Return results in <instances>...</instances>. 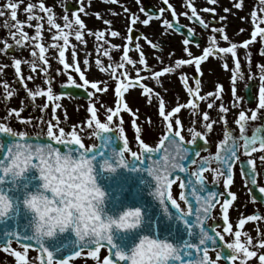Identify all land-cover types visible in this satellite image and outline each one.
<instances>
[{
    "label": "snow or ice",
    "instance_id": "snow-or-ice-1",
    "mask_svg": "<svg viewBox=\"0 0 264 264\" xmlns=\"http://www.w3.org/2000/svg\"><path fill=\"white\" fill-rule=\"evenodd\" d=\"M211 3H215L216 0H210ZM22 0H8L0 9V17L6 15V12L10 14L12 20L15 21L14 24H5V27L9 29H16V31H10L9 35L13 39V43L10 44L7 41L4 42V47L0 51H14L16 47L26 48L27 45L25 41H34L32 45L31 56L33 59L28 61L30 63L32 71L35 72L38 66L37 61L41 62L44 67L41 71L45 74L48 73L49 60L46 58L45 53L48 48L58 49V60L59 63L63 65V69L67 72L69 69H74L76 73L79 74V78L82 83L77 84V81L72 77L71 74L67 76V86H75L82 89H87L90 85L91 89L96 92L106 91V85L104 88L98 86V82H90L85 78V72L81 70L80 65L76 62V46L71 45L72 48V58L73 63L66 62L65 52L70 46V35L74 34L75 40L81 44H85L83 29L85 27L84 21L80 18L75 11L72 14V19H69L67 12L63 16L64 24L57 23L54 19L53 9L51 7H45L44 3L41 2L37 5L28 3L27 7L24 8V12L28 13V22L35 19L37 21L35 25V34L29 37L28 33L24 31V24L17 19V9ZM169 8H172L171 4H168V0H164ZM259 11L262 15L258 16L257 11L254 9L251 12V18L254 24V30L251 33V41L245 40L243 46L247 47L251 42L257 40L259 36L261 41H264V0H259ZM237 9L242 7L240 2L234 5ZM187 7L191 9L192 15L189 19H197L201 24H205L204 20L198 16L197 9L188 0ZM34 9L42 10L47 14V23L51 29H55L56 33L52 36L53 41L62 40L63 43H53L46 47L42 42V24L40 21L43 19L38 15ZM79 11L84 12V7L79 6ZM141 11L145 10L141 8ZM164 9H160L159 12L162 14ZM205 11L215 12L214 8H206ZM227 11V9H225ZM99 17V13L96 14ZM173 17L177 14L173 10ZM186 15V13H185ZM154 17L148 15L146 19L142 21L144 25H148L149 22ZM157 19L159 16L156 17ZM139 17L133 15L131 22L134 24ZM221 20L224 17L220 18ZM178 20V17H177ZM109 24V21H105ZM162 25L165 26V32L168 29L175 28L177 31L180 29L172 21L164 19ZM29 27L32 25L29 23ZM129 32L132 31L131 27L128 29ZM213 32L222 33V39L227 41L228 37L223 34V28L212 30ZM243 31V30H241ZM89 35H95L97 41H101L104 38V31H97L92 33L89 30ZM112 37L120 35L117 31H110ZM19 36V38H17ZM194 38V31L189 29V35L182 42L186 46L184 48L185 53L188 56H192L187 45ZM133 37L129 35L127 37L128 41H132ZM211 45L203 49V54L193 57L192 59H178L175 61V66L190 65L195 64L197 73L200 74L201 62L206 60L209 55H215L216 52L220 54H231L233 58L236 57L237 44L231 43L228 47H216L215 36L210 38ZM152 48H157L158 45L153 43L151 40L147 41ZM108 43V41H104ZM197 46H198V42ZM102 45H97L96 51L99 54ZM118 45L110 44V49L118 48ZM135 48L139 50L141 48L139 43L135 44ZM38 49V52H37ZM261 54H264V47L261 49ZM104 57H108L111 60L110 52L105 49L102 53ZM223 58V57H221ZM84 65L87 67L89 64L88 58L85 57L83 61ZM125 63L131 66H135V61L129 57L128 45L125 44L123 54L121 57V62L115 67L119 69H124ZM139 63L144 65L145 69H148V65L145 59L143 51L139 52ZM13 64L15 67V72L17 75L21 71V60L14 59ZM97 65H101L99 59L96 60ZM223 68L227 70L229 65L225 62ZM111 69L113 77L118 81L115 86V95L117 96V106L113 110L108 109L110 113L107 115V122H101L97 116V109L94 105H90L88 112L91 114V118L87 120V126L91 128L93 124L95 125L96 131L93 133L99 143L86 146L78 134L75 126H73L71 131L66 132L64 127H59L60 121L56 117V109L60 108V104L56 103L60 99V96L53 94V88L51 86V81L46 80L48 83L47 89L37 88L35 91H28L29 97L34 102L36 97L45 96L47 101L53 102L52 112L53 119L56 123L53 124L51 120L46 122V131L41 129L35 135H29L27 132L20 131L16 132L13 128L7 126L4 123H0V133H8L14 136L16 139L13 143L7 146V150L4 153V158L0 159V171L4 175H0V182H3L7 174L12 173L14 177L21 176L25 170L30 167H35L40 169L41 177L47 182L54 179L45 173V160L44 154L55 153L58 157L63 156L65 158L71 159L74 156L72 153L75 152L78 159L74 162L75 166L71 169V175L63 177L72 183L75 188L81 181H91L95 183V177L93 175L92 163L95 160L96 155L102 153L103 150L110 148L113 135L117 136L122 141V147L117 151L112 148V155L116 158L117 163L109 162L108 159L103 161L105 168L115 171L119 166H127L129 161H133L136 167L141 171H146L154 180L153 195L160 201L163 207L164 213H166L167 218L161 222V232L163 233V238H158L152 235H143L137 244L130 250L125 251L123 248L115 244L112 236V228L115 225L119 229H130L135 228L139 225V222H133L128 219L135 213L136 216H142L141 208H129L127 211L121 213L119 218L109 217L107 221L103 220L99 214L95 217L92 226L84 225L83 228L80 226H74L73 231L77 237L75 240L57 239L52 244L46 243V238L54 236L52 232L46 234L41 233L39 228L31 233L11 231L5 232V239L0 241L3 244V250L11 252L12 255L17 260L18 264H31L28 258V250L30 248H35L38 250L40 255L37 257L39 264H71L73 258L81 257L82 251L88 249L87 256L96 258V264H217L222 257L228 264H235L237 260L240 264H245L250 258L257 257V251L251 250L253 246L252 237L241 230H236L234 232V239L230 242L225 241V237L221 231L218 230L219 224L213 223L208 224L209 220H214L212 215L213 210L219 204V197L221 195H226L228 198L224 199L222 208L223 222V233H232V224L229 222V207L233 204L236 199V193L227 191L221 193L212 190L208 187V181L204 173L209 170L210 165L213 161L216 162L218 167L211 168L213 173V187H215L216 182H218L220 177H225L223 180L224 188L228 189L233 183V168L234 165H239L242 175L248 177L245 181L247 184L250 182L252 185H257V170L256 161L250 158L252 153L259 151H264V126H257L251 135L246 134V127L249 121H256L258 119V111L264 110V64H259V91H258V104L256 109L250 110L251 115L249 116L246 111L241 110L238 114V118L235 120L236 125L239 126V135H233V133L225 128L224 138L220 140L217 144V150L215 154H210L207 156H201V150L198 145V140L202 141L204 146H207V132H210L213 127L214 121H209V114L207 111L203 113V120L206 122L204 128L207 132H200L195 127H190L188 131L191 133V139L186 141L185 136L182 135L183 125L181 120L177 116L174 121L171 119L174 114H178L182 108L191 106L193 109V114L198 113V101L205 100L208 97L213 96L212 92L207 93L204 96L199 95L201 81L197 77L195 78V87L188 86L187 76L181 74V80L184 84L186 91L189 96H195L196 101L189 99L187 104H178L173 107L167 113L165 112V101L161 97L159 100L158 115L162 118L166 125V130L163 135L160 136L158 143L153 147L149 143L145 142L140 136L141 129L136 126L135 116L133 117V127L136 130V140L138 142L140 151H132L129 147L128 139L125 135V129L120 126L123 123L121 119L119 124L115 127L110 125L113 122L114 116H118L123 109L131 112L129 105L125 102L124 96L130 88L139 84L143 89L142 94H148L149 102L151 101V96L153 94V89L147 85L140 84V81L145 79L140 75V70H136L135 80H130L128 71H122L121 75L128 82L125 83L121 80L119 76L116 75L115 68L110 63L108 69L101 67L102 71H107ZM3 68L0 66V71ZM176 70L175 67L166 66L159 71L152 72V78L157 80L159 83V77L163 74L172 73ZM59 72V70H57ZM238 78H243V72L241 71V65L239 60H235V67L232 69L231 81L233 84L232 94L235 103L233 107H238L240 101L243 99L236 95L235 83ZM253 75H249L248 79L252 80ZM22 79V78H21ZM32 80V76L28 77ZM222 85H217L216 96L219 98V93L222 90ZM4 88L7 90V83L4 84ZM13 95L12 91H7V96L11 97ZM86 95L90 98L93 93L86 92ZM159 97V93H155ZM214 103V101H213ZM48 103H45L41 109L48 108ZM212 107V103L208 104V108ZM222 112L227 113L229 109L220 106ZM21 109L20 111H22ZM20 111L16 109H11L9 115L15 113L16 117L20 116ZM65 119L67 117L65 116ZM226 124L225 117H221ZM149 123H151V118H148ZM28 122L31 121H21ZM38 123H44L41 119ZM195 121H193V125ZM58 129L57 131H54ZM240 141H243L241 144ZM258 145V147H257ZM3 142H0V148H3ZM61 149H66V151H61ZM243 149V153L246 159H241L240 150ZM99 150V151H97ZM125 152H130L131 160L126 159ZM68 154H71L69 156ZM261 163H264V155L259 157ZM192 166H195L194 168ZM55 179H61L58 173ZM178 182L179 188V199L184 202L185 207H181V204L173 198L172 187ZM253 189H249L252 191ZM258 195L264 198V186L257 187L256 189ZM97 193L103 195L97 188ZM256 197H253L255 200ZM27 200H24V204ZM13 201L10 199L6 192L0 191V217H5L13 209ZM259 219H264L259 215H248L241 218L238 223V229H242L246 221H256ZM40 233V234H37ZM245 236L246 239L242 241L241 237ZM15 239L17 242H23V251H17L15 248L10 247L12 240ZM219 241V244L217 243ZM220 247L221 251L216 252L215 259H212L209 255L210 248ZM256 247L264 248V239H260ZM107 249V254L103 256L102 261L99 258V254L102 249ZM227 249L228 252H225ZM259 264H264V254H260L258 257Z\"/></svg>",
    "mask_w": 264,
    "mask_h": 264
},
{
    "label": "flooded vegetation",
    "instance_id": "flooded-vegetation-1",
    "mask_svg": "<svg viewBox=\"0 0 264 264\" xmlns=\"http://www.w3.org/2000/svg\"><path fill=\"white\" fill-rule=\"evenodd\" d=\"M195 8L197 9V14L199 17H201L205 24H207V27L204 26V24H201L197 19H189V17L192 15L191 9L187 7L188 0H180V1H169L168 4L172 5V8H169L167 4L164 3V0H130L129 2H126L125 0H68L66 3V11L71 12V16L73 12L75 11L78 15L84 13L79 11L80 4H112V5H118L121 6L124 12V16L126 18V25L124 26L125 29V36L123 34L118 35L116 38L120 39V45L116 48L114 51L115 59L117 60L118 64L121 62V57L123 54L125 42H127L128 49H129V57L133 60H135V57L131 54L132 51H136L135 44L139 43L142 45V43L148 47L151 51L150 56H147L146 62H150L152 58L156 59H162L161 61L164 63L167 60V57L172 56H179L182 59H192L195 56L202 55L203 49L205 47L212 46L210 38L215 36L216 40V47H228L231 43L237 44L236 49V57L233 58L232 55L229 54H220L216 52L215 55H209V57L201 62L200 65V74L197 73L195 64L190 65H184L185 70L181 72V74H184L187 76L188 79V86L189 87H195V78H199L201 81V87L199 95L204 96L209 92L213 93V96L208 97L205 100H199L198 103V113L193 114V109L191 106L182 108L181 111L178 114H174L171 118L173 120V124L177 116L181 120V123L183 125L182 129V135L185 136L186 141L188 139H191V133L188 131L190 127H195L200 132H207V130L204 128V124L206 123L203 120V113L205 111L209 114V121H214L212 130L210 132H207V146H204L202 141L198 140V145L201 150V156H207L210 154H215L217 150V144L220 140L224 138V132L225 128L230 130L233 135L238 136L239 135V126L236 125L235 120L238 118V114L241 110H244L247 112V114L250 116L251 111L253 109H256V106L258 104V91H259V64H264V54H261V49L264 47V41H261V38L258 36L257 40L254 42H251L247 47L243 46V42L245 40L251 41V33L254 30V24L251 18V12L255 9L259 15H262L260 13L259 8V0H216V2L213 4L210 2V0H191ZM240 2L242 4V7L240 9H237L234 5ZM132 4L141 5V8H143L145 11L142 12L141 8L139 10V13L146 17L148 15H152L154 18L152 20H158V26L157 28H152V31L149 32L148 30L151 29L150 27L140 28L139 30H133L129 32L128 29L131 26L130 23L132 20L133 15H135V9L133 8ZM206 8H214L215 12H209L205 11ZM98 9V7H97ZM160 9H164L163 13L161 14L159 12ZM227 9V11H225ZM173 10L176 12L177 16L173 17L172 12ZM99 10H96V14ZM186 13V15H185ZM100 15V14H99ZM159 16L157 19L156 17ZM178 17V20H177ZM224 17L223 20L220 18ZM164 19H168L169 21H172L176 26L180 29L177 31L175 28L168 29L167 32H165V26L162 25V21ZM10 21L9 23H11ZM15 22H12L11 24H14ZM9 24V25H11ZM130 24V25H129ZM183 27V29L181 27ZM261 27H264V24L260 25ZM216 28H223L224 32L223 34H226L228 37V40L225 41L222 39V33L220 32H213L212 30ZM189 29H192L194 31V38L192 41H190L189 45H187L189 51L192 53V56H188L187 53H185L184 48L186 47L183 44V40L188 37L189 35ZM9 30L16 31V29L12 28ZM243 30V31H241ZM169 31V32H168ZM187 32V33H185ZM35 33L30 34L29 36H34ZM49 36H53L52 34H48ZM131 35L133 37L132 41H128L127 37ZM43 36V34H42ZM88 36V35H87ZM19 38V36H17ZM70 46L66 49L65 52V59L68 63H73L72 58V43L75 42L74 34L70 35ZM148 40H151L153 43H156L158 45L157 48H152L151 45L147 42ZM7 41L8 43L12 44L13 39L9 35V33L1 32L0 31V49L4 47V42ZM46 41L47 43H45ZM41 42L48 47L50 44L53 43H60L62 44L63 41L59 40L53 41L52 38H43L41 39ZM198 42V46L197 43ZM25 44L27 45L26 48H20L16 47L14 51H0V66L4 65L8 68L15 71V67L13 64L14 59H20L21 60V71L20 72H28L26 64L28 61H31L33 57H28L27 55L31 53L32 51V45L34 44L33 41H25ZM100 45H102L101 49L104 48V43L101 41ZM76 50H81L76 53V62L79 63L80 68L82 71H86V66L83 63L82 54L86 49L85 45L81 44L80 42L77 43ZM180 49H179V48ZM97 45H95V51H96ZM84 50V51H82ZM168 50L176 51V53H170L168 54ZM38 51V49H37ZM58 49H53L51 47L48 48V51L45 53L46 58L49 60L52 67L59 68L63 66L59 63L58 60ZM97 52V51H96ZM223 57V58H221ZM239 60L241 65V71L243 72V78H238L235 87H236V95L242 97L243 99L240 101L238 107H233V104L235 103L234 97L232 94V69L235 67V60ZM96 64V61H93ZM139 62V60H138ZM227 63L229 65V68L225 70L223 68V64ZM38 66L36 67V70H41L42 63L37 61ZM136 64L140 66V75L142 77H145L142 81H140V84H144L150 87L149 83L155 79L149 76V74L152 72L148 71L147 69H143L141 67L140 63L135 62V66L128 65L125 63L124 69L116 68V75L120 77L121 80H124L125 83L128 81L125 80V78L121 75L122 71H128L130 80H135L136 78ZM24 66V67H23ZM49 68V67H48ZM50 69V68H49ZM151 69V68H148ZM63 70V69H62ZM179 72V70H175ZM30 72V71H29ZM68 72L72 74L73 72L74 76L73 78L77 81V84L82 83V81L79 78V74L74 71V69H71V71H67L63 73V77H60L58 74L54 73L53 78H50L51 86L53 87V94L60 96V99H74V100H86V97H81L82 95H73V94H67V95H61L60 94V88L64 85L67 86V76ZM180 73V72H179ZM229 76L225 78L227 75ZM249 75H253L254 78L252 80H249ZM166 74H163L161 78H164ZM28 77L24 78L21 81H18V85L21 87V89H24L27 86H30L35 89L37 87L38 83L44 87L45 82L41 84V81H33L27 79ZM34 78V76H32ZM86 78V77H85ZM118 81L113 77V84L114 87L116 86V83ZM180 83L181 87L183 89H180V95L182 96L183 101L180 104H187V101L191 98L194 101H196V97L192 96L190 97L188 92L186 91V88L184 84L182 83L181 77H180ZM158 84V83H157ZM156 84V85H157ZM55 85V86H54ZM217 85H222V90L219 93V98L216 96L217 91ZM40 87V86H39ZM90 87V85L88 86ZM134 88L143 89L140 87L139 84L135 85L133 88H130L128 92L125 93L124 100L127 103L131 98H133V93L135 92ZM153 88V94L152 96L157 97L155 93H159V98H163L164 100L166 97H168L172 91L168 89L166 85H161L160 82L157 85V88L161 90V92H157L154 90V86H151ZM56 89V91H55ZM87 92H89L88 88L85 89ZM91 92V91H90ZM148 95V94H147ZM42 98V102L48 103L50 106L49 108L52 111L53 102L47 101V97L40 96ZM88 99H90L88 97ZM116 99L118 100L117 96ZM181 100V98L179 99ZM214 101V103H213ZM61 101H56V103L60 104V108L56 109V112H59V110H62L64 108L61 103ZM212 103V107L208 108V104ZM223 105L224 107H227L229 111L227 113H224L221 111L220 106ZM65 109V108H64ZM185 109V110H183ZM185 112L187 116H183L182 114ZM167 112V111H165ZM53 113V112H52ZM225 117L226 124L223 120H221V117ZM186 117H191L186 119ZM30 125L34 126V124L37 122V120H30ZM54 124L56 123L55 119H53ZM163 121V120H162ZM193 121H195V124L193 125ZM257 126H264V110L258 111V119L256 121H249L247 123L246 127V134L251 135L253 130ZM65 130H68V124L66 123L64 126ZM175 127V124H174ZM163 131L158 134L159 138L161 135H163L164 131L166 130V125L164 123L163 125ZM29 135H35L38 132H32V130H28ZM46 131V130H45ZM27 132V131H25ZM40 132V131H39ZM159 141V140H158ZM242 144L243 141H240ZM151 146H155L156 144L151 143ZM258 147V145H257ZM241 159H246V156L243 153V149L240 150ZM261 155H264V151H257L255 153H252L250 158L255 159L256 161V170H257V185H252L250 182L247 184L245 181L248 179V177L242 175L239 165H234L233 168V183L229 186L228 189L224 188L223 180L225 177H220L218 182H216L215 187H213V173L211 172V168H216L218 165L215 161L212 162L210 165L209 170H207L204 175L207 178L208 181V187L212 190L225 193L227 191H231L236 193V199L233 201V204L229 207V222L232 224V233H223V222L221 220L222 217V208L221 205L223 204L224 199L228 198L226 195H221L219 197V204H217L216 208L213 210V217L214 220H209L208 224H213L214 222L219 224L220 227L218 228L219 231L222 232V234L225 237V241L230 242L234 239V232L236 230H241L242 232L248 233L252 237L253 246L251 247V250L257 251V257L250 258L248 261L245 262V264H259L258 257L260 254H264V248L256 247L258 241L260 239H264V219H259L256 221H246L244 227L242 229H238V223L241 218H244L248 215H259L261 217H264V198H262L260 195H258L256 189L257 187L264 186V163H261L259 157ZM193 168L195 166H192ZM249 189H253L252 191H249ZM181 189L179 188L178 182L173 185L172 187V194L173 198H175L180 204L181 207H185L183 201L179 199V192ZM253 197H256L255 200H253ZM242 241L246 239L245 236L242 235L241 237ZM219 244V241L217 242ZM12 248H15L17 251H22L23 246L21 244H18L16 242L11 243ZM0 249L3 250V247L0 246ZM34 250V249H33ZM104 251L107 252V249H102L100 254ZM221 251L220 247L216 248H210L209 255L212 259H215L216 252ZM225 252H228L227 249H224ZM6 253V252H5ZM87 251H82L81 257L73 258L71 261L72 264H87L85 260L87 261L86 257L83 255L86 254ZM7 254H10L12 257V261L14 264H18L15 257L12 255L11 252H7ZM107 254V253H106ZM75 261V262H73ZM89 264H96V262L92 259ZM217 264H228V262L223 259V257L217 261ZM235 264H240V261L237 260Z\"/></svg>",
    "mask_w": 264,
    "mask_h": 264
},
{
    "label": "rangeland",
    "instance_id": "rangeland-1",
    "mask_svg": "<svg viewBox=\"0 0 264 264\" xmlns=\"http://www.w3.org/2000/svg\"><path fill=\"white\" fill-rule=\"evenodd\" d=\"M68 0H22V3L19 4V7L17 9V19L25 22L24 24V31L30 34L35 33V25L37 21L33 19L32 21L28 22V13L24 12V8L27 7L28 3H32L34 5H37L41 2L44 3L45 7H51L53 9L54 13V19L57 23H60L62 26L64 24L63 16L65 15V12H67V15L69 19H72L70 11H66V3ZM126 2H129L130 0H125ZM171 1V0H169ZM172 1H180V0H172ZM8 0H0V9H2L3 5L7 3ZM84 7V13L80 14V18L84 21L85 27L82 30L84 34V40L86 41L85 47L86 49L82 50L84 51L82 54L83 61L85 57L88 58L89 64L86 67L85 77L90 82H98V86L100 88H104L105 85L106 91L103 92H96L95 90L91 89V87H88L89 92L91 91L93 95L90 97V99H81V100H74V99H59L58 101L63 100L61 105L65 108H62V110H59V112H56L55 115L59 119L60 124L59 127H63L66 123L68 124V130H65L66 132L71 131L73 126H75L77 132L79 135H81V138L86 146L96 144L97 138L93 133L96 131L95 125L91 128L87 126V120L91 118V114L88 112V108L90 105H94L97 109V116L101 120V122H107L106 117L110 113L108 112L109 108H112L113 110L117 106V99L115 95V87L113 84V75L112 70L109 69L107 71H102L101 67L104 69H108V65L111 63L113 65V68H115L116 71V65L118 64L117 60L115 59V49H110V44L120 45V39H117L116 37H112L110 35V31H117L119 34H123L125 36V29L124 26L126 25V18L124 16L123 9L121 6L118 5H112V4H80ZM133 8L135 9V16L139 17L136 22L130 23L131 28L133 30H139L140 28L151 27L148 31L151 32L152 28H157L158 26V20H151L148 25H144L142 21L146 19V17H143L139 10L141 8V5L132 4ZM98 7V9H97ZM96 10H99L98 13L100 14L99 17L96 15ZM34 11L43 17V19L40 21L42 24V34L43 38H52V36L48 34H54L56 33V30L53 28L50 30V26L47 23V14H45L42 10L34 9ZM10 21L15 22L10 17V14L6 12V15L3 17H0V31L9 33L10 31L8 27H5V24H11ZM105 21H109V24H106ZM31 24L32 26L29 27L28 24ZM129 24V25H130ZM89 30H91L92 33H95L97 31H104L105 35L103 40L108 41V43H104L103 50L100 48V53L98 54L95 51V45H100L101 41H97L95 35H89ZM169 32V31H168ZM88 35V36H87ZM30 37V36H29ZM34 42V41H33ZM47 43L46 41H44ZM59 42V41H57ZM78 41L73 42V45H77ZM127 44V42H125ZM141 48L136 51H132L131 54L135 57V62L139 63V52L143 51L145 55V59H147V56H150V49L146 47L143 43L140 44ZM179 48V47H178ZM105 49H108L110 52L111 60L108 57H104L102 55L103 51ZM180 49V48H179ZM81 50H76V53ZM38 52V51H37ZM72 52V51H70ZM170 53H176V51L168 50V54ZM48 54V53H46ZM28 57H32L31 53L27 55ZM99 59L101 61V65L95 64L93 61H96ZM178 59H182L179 56L175 55L172 57H167V60L163 63L162 59H156L152 58L150 62H147L148 68H151L152 72L159 71L162 68L169 66V67H175L179 72L174 71L172 73H167L164 78L159 77V82L161 85H166L169 90L172 91V93L166 97L165 101V111H170L173 107L180 104L183 99L180 95V89L183 92V89L181 87L180 83V77L181 72L185 70V66L181 65L176 67L175 61ZM41 63V62H40ZM52 63L49 62V70L48 73L45 74L41 70H35V72L32 71L30 63L26 64L28 72H20L19 75L16 74L15 71L8 68L7 66L2 65L3 70L0 71V123H4L7 126L13 128L14 131L20 132V131H27L32 130V132H39L41 129L46 130V122L51 120L53 121V113L51 109L48 108L44 109L42 112L41 109L44 105V102H42V98L36 97L34 102L28 95V91H35L37 88H43L47 89L48 83H45L44 87L38 83L37 87L32 88L30 86L25 87L24 89H21V87L18 85V81L23 80L26 77L34 76L32 78L33 81H41V84L45 82L46 80H50V78H53L54 73L58 74L60 77H63L64 69L59 66V68L52 67ZM62 65V64H61ZM63 66V65H62ZM24 67V66H23ZM137 69L140 68L138 64H136ZM143 69H145L144 65H141ZM63 69V70H62ZM59 70V72L57 71ZM71 71V69H69ZM186 71V70H185ZM152 72L149 74L150 77H152ZM70 74V72H68ZM72 77L74 76L73 72H71ZM229 74L225 77L227 78ZM22 78V79H21ZM28 79V78H27ZM7 83L8 88L7 90L4 88V84ZM157 80L153 79L149 85L154 86V90L156 91L157 88ZM55 86V85H54ZM53 88V87H52ZM135 92L133 93V98H131L127 104L129 105V108L132 110L129 112L126 109H123L121 107V111L118 114V116H114L113 122L110 125L111 127H115L117 124H119V121L122 119L123 123L120 124L121 127L125 129V135L129 142V147L132 151H140L138 142L136 140V130L133 127V117L135 116L136 119V126L141 129L140 136L145 142L151 144H157L159 140V135L161 131H163V125L164 121H162V118L158 115V108H159V100L157 97L151 96V101L149 102V98L147 94H142V90L138 88H134ZM153 89V88H152ZM7 91H12L13 95L11 97L7 96ZM56 91V89H55ZM157 92H161L160 89L157 90ZM181 98V100H179ZM11 109H16L20 111V116L16 117L15 113L9 115V112ZM185 110V109H183ZM183 116H187L185 112H183ZM166 112V113H167ZM65 116L67 119H65ZM148 118H151V123H149ZM191 117H186V119ZM37 120V122L34 124V126H31L28 122H21V121H29V120ZM43 120L44 123H38L40 120ZM54 131L58 132V129L54 128ZM126 156L130 157V152H125ZM23 251V250H22ZM106 251L99 254V258L102 261V258L104 255H106ZM37 250L29 249L28 250V258L31 261V264H39ZM86 257L87 261L85 262L89 264L91 260L93 259L96 262V258L88 257L87 253L83 255ZM12 257L10 254H7L3 252L0 249V264H14V262L11 260ZM75 262V261H73ZM72 264V262H71ZM74 264V263H73Z\"/></svg>",
    "mask_w": 264,
    "mask_h": 264
},
{
    "label": "water",
    "instance_id": "water-1",
    "mask_svg": "<svg viewBox=\"0 0 264 264\" xmlns=\"http://www.w3.org/2000/svg\"><path fill=\"white\" fill-rule=\"evenodd\" d=\"M60 93L62 95H82V97L88 98L84 90L75 86H63L60 88ZM15 139L11 134L0 133V142H3L4 145L3 148H0V159L4 158L7 146L13 143ZM121 147L122 141L113 135L110 148L96 155L94 165L96 179L106 192L104 205L106 213L119 218L121 213L128 208L139 207L142 210L143 219L135 228L119 229L115 225L112 228L115 244L125 251H130L143 235L163 238L161 222L167 216L160 201L153 195V178L146 171L139 170L133 161H129L127 166L117 167L115 171L105 169L102 166L106 158L114 164L117 163L111 149L114 148L119 151ZM61 151H66V149H61ZM72 154L77 155L75 152ZM0 175H4L2 171H0ZM41 184L42 178L39 176V170L35 167H30L19 177H14L12 173H9L5 180L0 182V191L6 192L14 205L8 215L0 217V241L5 239V232H33V213L28 210L24 200L29 192L37 189ZM61 238L66 240L77 239L74 231L70 228L63 233L58 232L54 236L46 238V243L52 244ZM13 241L16 240L13 239ZM18 243L23 244V242Z\"/></svg>",
    "mask_w": 264,
    "mask_h": 264
},
{
    "label": "clouds",
    "instance_id": "clouds-1",
    "mask_svg": "<svg viewBox=\"0 0 264 264\" xmlns=\"http://www.w3.org/2000/svg\"><path fill=\"white\" fill-rule=\"evenodd\" d=\"M68 155L71 156V154ZM77 159L76 156H71V159H68L63 156L58 157L55 153L44 154L45 173L54 179L46 182L41 177L40 169L37 168L39 176L42 178V184L28 193L25 204L28 210L33 213L34 232L39 228L41 233L52 232L55 235L70 228L73 230L74 226L83 228L84 225H88L91 227L97 214L105 221L109 217H113L104 210L106 192L96 179L94 162L92 169L95 183L81 181L74 188L72 183L62 179L71 175V169L75 166L74 162ZM108 160L111 162L110 159ZM102 166L105 168L104 163ZM58 173L61 176L59 180L55 179ZM97 188L103 192L102 196L97 193ZM128 219L134 223L138 221L140 224L143 216H136L133 213Z\"/></svg>",
    "mask_w": 264,
    "mask_h": 264
}]
</instances>
